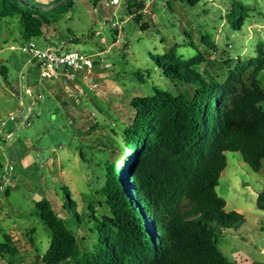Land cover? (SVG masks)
<instances>
[{
  "label": "rangeland",
  "instance_id": "1",
  "mask_svg": "<svg viewBox=\"0 0 264 264\" xmlns=\"http://www.w3.org/2000/svg\"><path fill=\"white\" fill-rule=\"evenodd\" d=\"M35 1L46 6L57 0ZM138 1L112 6L109 0H74L58 27H45V40H33L40 47L64 44L90 56L91 72L73 80L41 79L19 49L24 41L17 19L0 16V67L6 68L5 76L0 73V120L7 121L0 134V242L3 236L12 240L14 264H41L38 256L49 246V233L34 210L41 199L67 220L81 248L90 246L88 232L73 223L67 215L71 211L62 205L72 202L80 215L88 205L97 214L104 212L98 191L105 167L117 161L121 130L133 115L131 99L150 94L152 86L171 89L158 76L146 84L134 77L136 70L147 68L150 56L175 48L188 61L198 57L184 29L206 59L199 72L223 82L237 63L257 55V45L264 47V0H240L250 12L239 31L225 19L230 0H203L195 8L179 0H151L147 13H141L149 29L141 31L127 12ZM204 33L216 49L200 43ZM259 79L264 88V74ZM18 114L16 121L7 120ZM225 157L215 191L226 203L225 212L239 213L245 222L223 232L220 250L239 264H264V211L255 204L264 191V162L255 173L239 153L226 152ZM0 264L8 262L0 258Z\"/></svg>",
  "mask_w": 264,
  "mask_h": 264
},
{
  "label": "trees",
  "instance_id": "2",
  "mask_svg": "<svg viewBox=\"0 0 264 264\" xmlns=\"http://www.w3.org/2000/svg\"><path fill=\"white\" fill-rule=\"evenodd\" d=\"M179 1L195 8L203 0ZM73 7L74 0L46 6L35 0H0V16L17 19L24 42L45 40V27H58ZM142 8L140 0L129 4L127 12L147 31ZM249 12L240 0H230L225 19L239 31ZM182 33L198 57L188 61L171 48L163 56H150L147 68L134 73L142 84L161 77L171 89L152 86L150 94L131 99L133 115L121 130L117 161L105 167L98 191L104 212L97 214L88 205L80 215L72 202L62 205L63 211H71L67 215L73 223L88 232L90 246H79L49 200L35 204V215L50 236L47 250L38 256L41 264H239L222 253L218 239L245 219L225 212L226 203L215 188L226 167V152L239 153L255 173L262 168L264 88L259 76L264 74V47L257 45V55L237 63L221 82L199 72L206 59L190 32ZM200 43L216 49L207 33ZM0 73L5 76L6 68L0 67ZM255 204L264 211V191ZM16 255L12 240L3 236L0 258L14 264Z\"/></svg>",
  "mask_w": 264,
  "mask_h": 264
},
{
  "label": "built area",
  "instance_id": "3",
  "mask_svg": "<svg viewBox=\"0 0 264 264\" xmlns=\"http://www.w3.org/2000/svg\"><path fill=\"white\" fill-rule=\"evenodd\" d=\"M110 5H118L120 0H109ZM151 0H143V8L140 13H147ZM113 27L116 23H112ZM21 53L27 57L31 66L38 72L41 79L53 81L62 76L68 80L75 79L80 73H90L93 61L90 56L82 51L69 50L64 44H48L44 47L38 46L33 40L24 42L19 48ZM18 115H11L8 121H16ZM7 121L0 120V134Z\"/></svg>",
  "mask_w": 264,
  "mask_h": 264
}]
</instances>
